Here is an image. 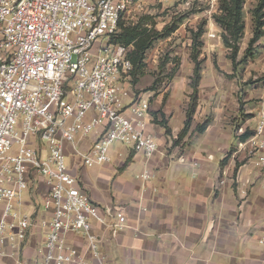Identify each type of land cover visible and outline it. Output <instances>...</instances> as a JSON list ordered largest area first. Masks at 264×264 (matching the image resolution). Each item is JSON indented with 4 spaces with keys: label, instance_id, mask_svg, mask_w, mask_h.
<instances>
[{
    "label": "built area",
    "instance_id": "1",
    "mask_svg": "<svg viewBox=\"0 0 264 264\" xmlns=\"http://www.w3.org/2000/svg\"><path fill=\"white\" fill-rule=\"evenodd\" d=\"M134 4L0 0V256L16 264H113L96 230L117 235L128 227L125 211L94 203L65 157L108 163L114 143L145 159L158 151L149 98L130 89L126 48L110 41ZM237 144L264 169V109ZM24 196L41 217L20 209ZM34 232L41 238L26 258Z\"/></svg>",
    "mask_w": 264,
    "mask_h": 264
},
{
    "label": "crops",
    "instance_id": "2",
    "mask_svg": "<svg viewBox=\"0 0 264 264\" xmlns=\"http://www.w3.org/2000/svg\"><path fill=\"white\" fill-rule=\"evenodd\" d=\"M213 27L212 22L204 33L208 43ZM203 75L198 96L206 104L197 105V113L212 110L216 116L202 133L194 132L189 139L188 133L183 147L172 139L182 128L184 112L178 123L169 118L170 136L152 122L149 109V129L158 142V151L149 159L129 148L126 156L120 151L119 159L102 167L83 166L71 157V172L91 200L125 211L128 227L117 235L100 226L96 230L102 251L113 264H264V243H259L264 233V169L254 165V159L241 162L238 149L236 155L227 153L234 138L224 114L233 108L232 100L223 93L213 100L212 89L204 95ZM212 87L210 82L208 88ZM166 110L163 107L157 115L165 116ZM90 138L82 141L83 148ZM145 170L151 177L142 181L137 176ZM22 206L23 211L43 215L27 196ZM40 238L39 232L31 235L24 257L31 258L32 246ZM0 264L16 263L0 256Z\"/></svg>",
    "mask_w": 264,
    "mask_h": 264
},
{
    "label": "rangeland",
    "instance_id": "3",
    "mask_svg": "<svg viewBox=\"0 0 264 264\" xmlns=\"http://www.w3.org/2000/svg\"><path fill=\"white\" fill-rule=\"evenodd\" d=\"M259 2L260 0H244V33L237 50L233 52L231 47L224 44L222 29L212 17L217 12L218 0H134L136 5L125 14L124 21L134 22L141 15L149 14L154 15L156 29L159 31L166 25H178L172 33L157 39L146 51L145 73L138 82L132 84L131 79L128 81L132 91L149 98L153 121H164L167 125L169 118L173 116L171 122L178 123L184 112V121L187 116L190 117L187 132L191 133L187 137L189 139L194 132L198 133L197 125L206 119H214L216 115L212 110L204 114L197 113V105L206 104L198 96L200 85L194 89V69L198 66L199 77L204 72V79L200 81L204 95H208L209 89H212L216 90L213 100L217 97L220 99L221 93L232 100L233 108L224 116L227 117L234 138L227 153L235 154L238 139L245 131H249L251 135L258 116L264 109V26L260 38L252 45L248 43L252 36L253 10ZM262 11L264 13V8ZM181 17L184 18L179 22ZM212 22L215 28L208 34V43L204 33ZM210 82L212 88H208ZM163 107H167V114L157 115L162 112ZM179 122L181 126V121ZM241 126L242 134L237 133ZM176 137L172 139L174 143ZM185 143L187 142L182 138L177 144L183 147ZM120 151L123 156L128 153L127 147L122 144L111 145V161L108 164L118 158L117 153ZM236 154L243 155L241 162L254 159L248 148ZM70 160L71 157H65L66 163H70ZM103 165L105 164L100 167Z\"/></svg>",
    "mask_w": 264,
    "mask_h": 264
},
{
    "label": "trees",
    "instance_id": "4",
    "mask_svg": "<svg viewBox=\"0 0 264 264\" xmlns=\"http://www.w3.org/2000/svg\"><path fill=\"white\" fill-rule=\"evenodd\" d=\"M244 0H218L217 12L212 15L214 22L222 29V39L227 47H231L233 52L238 48V42L243 36L245 22L243 12ZM264 0H260L253 10V29L252 36L249 40V45L256 42L262 35V28L264 26ZM184 17L179 19L182 21ZM156 20L154 15L144 14L138 17L136 21L126 22L124 20L119 22L117 32L111 36L112 43L120 44L126 48V58L132 65L131 69V83L136 84L139 78L145 73V54L146 51L152 47L153 43L159 39L168 36L176 28L177 24L166 25L162 31L156 29ZM201 31H199L200 33ZM198 66H195V81L194 89L198 85L199 77ZM196 92V91H195ZM162 125L166 133H170L169 127L164 121H153ZM210 120L206 119L197 125V132L202 133L208 126ZM190 124V117L184 121L183 127L177 133L175 144L187 135ZM250 132L245 131L240 139L244 140L249 136ZM133 152H130L127 161L131 160ZM223 163L225 160L222 161Z\"/></svg>",
    "mask_w": 264,
    "mask_h": 264
}]
</instances>
